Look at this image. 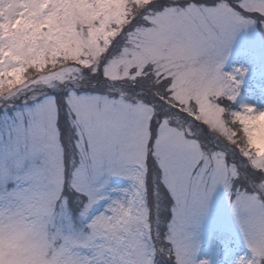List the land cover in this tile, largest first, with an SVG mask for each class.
Instances as JSON below:
<instances>
[{"label": "snow or ice", "instance_id": "1", "mask_svg": "<svg viewBox=\"0 0 264 264\" xmlns=\"http://www.w3.org/2000/svg\"><path fill=\"white\" fill-rule=\"evenodd\" d=\"M15 2L16 27L0 16V264H226L216 258L235 253L232 223L246 251L231 264H264V106L241 100L246 79L247 94L264 97V59L251 55L264 41V0H120L95 67L58 70L48 69L54 38L76 5ZM230 56L250 64L226 69ZM117 60L132 64L123 81L142 98L84 83L86 70L108 81ZM212 132L240 144L243 166ZM154 207L166 221L157 232Z\"/></svg>", "mask_w": 264, "mask_h": 264}, {"label": "rangeland", "instance_id": "2", "mask_svg": "<svg viewBox=\"0 0 264 264\" xmlns=\"http://www.w3.org/2000/svg\"><path fill=\"white\" fill-rule=\"evenodd\" d=\"M70 2L74 3L76 6L68 10L69 18L57 29V34L54 39L58 45V50L55 52V55L53 56L52 60L48 63L49 70H58L61 68L69 67L75 69L78 68L80 65L87 64H92L93 67H95V62L97 58L100 57V54L107 46L108 37L112 35V31H106L107 21L109 19L108 11L110 9L115 8L116 11H112L111 13L113 16H116L123 11V8L120 6V0H70ZM94 5L97 7L98 10H93ZM21 14V9L17 5L15 0H5L3 6H0V16H3L6 20L13 21V27H16L15 20ZM102 15L104 18L100 19ZM113 52H115V49H113ZM251 55L264 59V41L256 40L253 42V44L251 45ZM57 57H59V59H57ZM240 64L249 65L250 61L247 57L237 59L235 56H230L226 64V69L231 68L234 65L239 66ZM131 67L132 64L126 61H114L109 65L107 69L106 74L110 77L108 81H104L102 79V76L100 78V74H98L100 79L90 76L89 79H94H92L91 82L88 81L84 83L96 84L97 86H104L105 88L101 87L98 93L107 95L110 98H118V90L120 88H123L124 91L127 93L126 99L129 102L135 101L138 98H142L140 87L132 88L130 81H123V77L128 75V69ZM262 67H264V64L260 63L259 61L255 63V68L257 72H259ZM89 74L91 73L86 70L84 73V77ZM113 80L121 81V83L113 84ZM247 84L248 79H246L242 84V92H244L245 94L241 96V100L245 103H255L258 107L264 106V97L260 96L259 94H247ZM65 87H67V85H65ZM143 91L144 95H146L148 99L152 100L153 104H156L159 107L161 102L153 98L151 93L148 92L147 89H144ZM23 99L24 97H20L19 102H11L13 104V110L21 106ZM5 111V105H0V115H3ZM62 116L64 117L62 121L66 128L63 141L66 145L67 150V167L71 168L73 164L78 162L79 157L73 151L72 144L74 142V138L72 137V133L70 130H68V127L66 125V120L69 118L67 108H64L62 110ZM259 123L261 125V128L264 129V118H261ZM255 144L260 151L264 152V134H262L261 132H256ZM236 157L237 162L241 163V166H243L242 158L238 155H236ZM113 187H127V182L120 181L119 183L114 184ZM160 199H162V195ZM104 203V201L101 202V207ZM162 207L163 206L161 205V208ZM170 208L171 205L169 206V211ZM228 215L229 217L231 216L230 212L228 213ZM170 216L171 212H169V218ZM159 218V208L154 207V232L161 230V218ZM232 234L234 239L238 241L234 255L216 258L220 261H226V264H231L232 259H234L235 255L241 254L246 251L244 247L243 236L235 223H232Z\"/></svg>", "mask_w": 264, "mask_h": 264}, {"label": "clouds", "instance_id": "3", "mask_svg": "<svg viewBox=\"0 0 264 264\" xmlns=\"http://www.w3.org/2000/svg\"><path fill=\"white\" fill-rule=\"evenodd\" d=\"M224 120H225V124L227 127H229L230 129H233L237 132L239 131L238 125L235 124L231 120L230 116L225 114ZM211 134L213 136V143L214 144H216L217 146H219L221 148H225L230 154L235 152L236 155L239 156V152L237 151V149L240 147V144L233 145V144L228 143V141L224 138V136L222 134L217 133V132H212ZM236 139H237V141L241 140L239 135H237ZM241 143H242V141H241Z\"/></svg>", "mask_w": 264, "mask_h": 264}, {"label": "trees", "instance_id": "4", "mask_svg": "<svg viewBox=\"0 0 264 264\" xmlns=\"http://www.w3.org/2000/svg\"><path fill=\"white\" fill-rule=\"evenodd\" d=\"M85 73V72H84ZM87 73V72H86ZM90 76H92V74H89V75H87L86 77H85V81L84 82H88V81H92V79H94V78H91V79H89L90 78ZM100 76V78H101V75H99ZM99 76H98V74L95 76V78H98V79H100L99 78ZM97 79V80H98ZM99 84V83H98ZM96 85V84H95ZM101 87H103V88H105L104 86H97L96 85V87H95V90H98V91H96V92H99V90L101 89ZM61 126L62 127H64L65 128V126H64V124H63V121L61 120ZM66 129V128H65ZM69 130V129H68ZM66 131V130H65ZM170 206V205H169ZM170 212V211H169ZM160 219V218H159ZM160 222H161V224H160V227H161V229H163V228H166V221H164V220H162V219H160Z\"/></svg>", "mask_w": 264, "mask_h": 264}]
</instances>
